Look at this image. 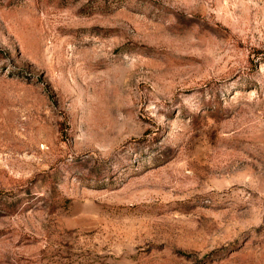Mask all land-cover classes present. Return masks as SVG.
Listing matches in <instances>:
<instances>
[{
    "label": "rangeland",
    "instance_id": "374dc122",
    "mask_svg": "<svg viewBox=\"0 0 264 264\" xmlns=\"http://www.w3.org/2000/svg\"><path fill=\"white\" fill-rule=\"evenodd\" d=\"M0 264H264V0H0Z\"/></svg>",
    "mask_w": 264,
    "mask_h": 264
}]
</instances>
